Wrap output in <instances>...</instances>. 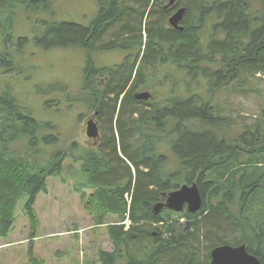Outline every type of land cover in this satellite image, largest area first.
<instances>
[{
    "label": "trees",
    "instance_id": "trees-1",
    "mask_svg": "<svg viewBox=\"0 0 264 264\" xmlns=\"http://www.w3.org/2000/svg\"><path fill=\"white\" fill-rule=\"evenodd\" d=\"M96 1L99 13L90 27L42 21L45 30L33 39L45 50L77 47L89 55L125 53L115 69H96L91 64L79 97L93 112H102L104 141L78 155L73 147L78 150L79 145L74 143L70 150L74 155L58 150L45 165L19 154L8 157L7 148L0 150V238L13 231L16 209L23 199L34 231L31 240L36 238L37 198L48 191L49 177L64 174V161L69 158L78 165L75 192L95 226L106 229L113 246L112 251H98L99 264H210L213 249L242 244L264 264V109L256 122L261 125L227 143L220 141L216 130L189 128L199 122L222 129L221 106L217 110L204 105L193 95L172 97L165 103L154 101V95L149 102L134 97L147 90L155 71L165 65L192 78L203 76L206 83L210 80L211 90L224 83L243 86L256 76L262 81L264 20L252 18L247 0H188L180 31L167 25L178 6L167 13L162 5L168 0ZM51 3L0 0V12L22 5L42 11ZM211 16L219 24L204 47L201 34ZM218 32L224 37L219 38ZM7 36L11 39V34ZM28 43V37H22L13 44L18 49L0 52L2 74L22 72L14 61L20 64L18 55ZM6 64L8 71L3 69ZM104 75L110 78L100 84L97 78ZM256 92L260 94L259 89ZM28 107L10 91H0V140H27L26 149L46 156L35 146L41 141L37 133L42 125ZM42 141L57 144L59 137L50 135ZM163 145L171 146L179 165L176 169L158 152ZM193 183L200 189L203 207L197 214L186 215L192 222L189 228L181 223L183 215L166 208L155 212L170 193ZM30 264L46 262L31 255Z\"/></svg>",
    "mask_w": 264,
    "mask_h": 264
},
{
    "label": "rangeland",
    "instance_id": "rangeland-1",
    "mask_svg": "<svg viewBox=\"0 0 264 264\" xmlns=\"http://www.w3.org/2000/svg\"><path fill=\"white\" fill-rule=\"evenodd\" d=\"M247 1V10L252 18L264 20V0ZM187 2L188 0H177L174 6L178 5V10L185 8L187 14ZM25 6L11 7L6 13H1L0 9V52L3 49L13 52L19 48L13 44L19 42L20 38L29 39L28 44L22 45L24 52L18 55V58L21 56L20 64L17 60L14 61L15 67H21L22 72L2 74L0 69V91H10L22 105L29 106L33 117L42 125L41 131L37 133L41 141L35 146L47 155L40 156L29 151L25 148L27 140L23 139L11 142L1 139L0 150L7 148L5 151L8 157L19 154L26 156L33 163L36 161L45 165L47 160L54 159L58 150L72 154L70 150L74 143L79 145L78 150V147H73L75 155L80 154L82 150H92L93 140L86 132L87 121L93 111L88 102L79 98L87 69L91 64L96 69H115L124 60L125 53L111 51L89 55L87 51L77 47L45 50L35 45L34 36L45 30L42 21L69 22L90 27L99 13L96 0H53L50 7L42 10L45 13L33 11ZM215 19L211 16L204 22L201 34L204 47H207L213 32L217 31L219 22L215 23ZM167 25L170 26L168 21ZM10 34L11 39L7 36ZM217 35L219 38L224 37L222 32ZM3 69L8 71V64ZM153 76L155 79H151L147 91L156 96L154 101L165 103L172 97L186 99L193 95L204 105L216 107L217 110L218 106H221L222 111L218 114L222 117V129L193 122L189 128L194 131L216 130L220 141L229 143L233 136L238 137L264 121L260 118L264 109V79L260 81L259 76L248 78L243 86H238L235 82L224 83L212 90L211 85H208L210 80L206 83L203 76L200 80L199 76L192 78L173 66L165 65L155 71ZM101 77L97 78L98 81ZM173 87L176 90H173ZM257 89L260 94L256 92ZM260 119L261 121L256 123ZM97 129L98 134L102 132L103 135L99 126ZM170 130L171 127L168 131ZM50 135H57L59 143L46 144L42 141V138ZM158 152L166 156L167 162L173 168L179 166L171 146L163 145ZM77 168L78 165L68 158L64 161V174L61 177L48 178V191L40 194L35 204L39 219L36 240H31V233L34 231L31 230L29 217L24 211L25 199L18 203L13 231L6 238H0V264H30L31 255L46 264H99L96 260L98 251L113 250L106 229L95 226L92 216L85 211L80 196L75 192L74 169ZM176 215H183L181 223L184 228L191 226L192 222L186 217L189 215L186 208ZM114 220L115 217L110 219L111 222ZM217 235L224 236L219 232ZM221 246L226 245L218 247Z\"/></svg>",
    "mask_w": 264,
    "mask_h": 264
},
{
    "label": "water",
    "instance_id": "water-1",
    "mask_svg": "<svg viewBox=\"0 0 264 264\" xmlns=\"http://www.w3.org/2000/svg\"><path fill=\"white\" fill-rule=\"evenodd\" d=\"M177 0H170L169 7L173 6ZM186 9L181 8L169 19L172 28L182 31L180 23L183 21ZM152 95L144 92L135 96L137 100H150ZM87 135L90 138L98 137L97 125L94 121H90L87 125ZM203 207V198L197 184L184 185L180 189L170 193L165 203L157 204L154 208L156 213L166 208L175 213H182L185 208L189 214H197ZM210 264H262L255 256L251 255L245 245L240 247H232L229 245L221 246L213 249L211 252Z\"/></svg>",
    "mask_w": 264,
    "mask_h": 264
},
{
    "label": "flooded vegetation",
    "instance_id": "flooded-vegetation-1",
    "mask_svg": "<svg viewBox=\"0 0 264 264\" xmlns=\"http://www.w3.org/2000/svg\"><path fill=\"white\" fill-rule=\"evenodd\" d=\"M169 2H170V0H168V2H166V3H164L162 6H163V8H164V10L165 11H167V13H169L170 11H168V9L170 8L168 5H169ZM178 10V9H177ZM176 10V11H177ZM175 11V12H176ZM174 12V13H175ZM173 16V14L168 18V22H169V19L171 18ZM215 23H216V19H215ZM110 78V76L109 75H104V77L102 76L101 77V79L99 80L100 81V84H103V83H105L108 79ZM144 92H150L151 94H152V96H153V93L151 92V91H147V90H143V91H140L138 94H141V93H144ZM135 97V96H134ZM136 99V98H135ZM153 99H154V96L152 97V100L151 101H153ZM137 100V99H136ZM137 101H141V102H149V101H144V100H137ZM151 104V103H150ZM149 104V105H150ZM101 114H102V112H99V111H97V112H93V115L91 116V118H89L88 119V121H87V125H88V123L92 120V121H94L95 123H96V125L97 126H99V129H100V131L103 129V123H102V121H103V116H101ZM104 133V132H103ZM118 136V139H119V135H117ZM93 141H92V150L94 149V148H96V147H98L99 146V144H101L103 141H104V135H102V132L100 133V134H98V137L96 138V139H92ZM95 146V147H94Z\"/></svg>",
    "mask_w": 264,
    "mask_h": 264
},
{
    "label": "bare ground",
    "instance_id": "bare-ground-1",
    "mask_svg": "<svg viewBox=\"0 0 264 264\" xmlns=\"http://www.w3.org/2000/svg\"><path fill=\"white\" fill-rule=\"evenodd\" d=\"M185 17V16H184ZM184 20V19H183Z\"/></svg>",
    "mask_w": 264,
    "mask_h": 264
},
{
    "label": "crops",
    "instance_id": "crops-1",
    "mask_svg": "<svg viewBox=\"0 0 264 264\" xmlns=\"http://www.w3.org/2000/svg\"><path fill=\"white\" fill-rule=\"evenodd\" d=\"M38 239V238H37Z\"/></svg>",
    "mask_w": 264,
    "mask_h": 264
}]
</instances>
